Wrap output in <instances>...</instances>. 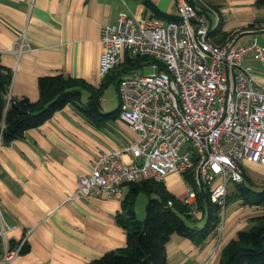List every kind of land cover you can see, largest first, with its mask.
<instances>
[{
  "label": "crops",
  "instance_id": "0c3cea01",
  "mask_svg": "<svg viewBox=\"0 0 264 264\" xmlns=\"http://www.w3.org/2000/svg\"><path fill=\"white\" fill-rule=\"evenodd\" d=\"M151 1L163 12L176 14L175 0ZM203 1L220 16V26L212 33L214 41L233 38L235 45H243L255 39L264 46V30L259 29L264 22V4L257 5L255 0ZM121 10L144 16L143 0H0V62L12 76L9 96L36 101L38 78L59 73L98 87L110 77V72L105 78L98 72L100 27L113 23ZM20 34L30 49L16 54L11 49ZM242 64L264 85V59L247 54ZM114 90L116 97L106 112L119 106L115 85ZM83 93L81 99L86 100ZM102 94L100 110L106 113ZM104 118L96 127L66 105L41 125L28 129L23 138L0 142V264L8 241H18L23 235L28 250L16 252L4 264H84L124 246L125 229L117 223L116 215L123 214L121 200L127 187L122 185L121 199L102 194L74 196L78 174L90 171L99 152L137 138L136 131L119 115ZM124 159L127 161V156ZM162 182L176 197L184 196L181 175L170 173ZM238 217L231 216L226 222L223 242L244 226L245 217ZM215 243L213 237L197 245L172 233L165 247L167 262L217 264Z\"/></svg>",
  "mask_w": 264,
  "mask_h": 264
},
{
  "label": "built area",
  "instance_id": "2783aa9c",
  "mask_svg": "<svg viewBox=\"0 0 264 264\" xmlns=\"http://www.w3.org/2000/svg\"><path fill=\"white\" fill-rule=\"evenodd\" d=\"M175 12L177 20L161 21L121 10L113 23L101 24V77L126 54L148 57L116 82L119 117L137 138L99 152L90 171L78 174L74 196L121 199L124 183L188 173L194 188L185 183L181 199L195 213L196 191L204 190L218 205L219 249L228 185L245 181V162L264 167V85L242 64L247 54L263 60L264 46L255 39L243 45L233 38L214 41L220 16L203 0H175ZM22 35L11 49L16 54L30 49ZM144 67L152 71L145 74ZM18 248L6 249L1 263Z\"/></svg>",
  "mask_w": 264,
  "mask_h": 264
},
{
  "label": "trees",
  "instance_id": "16d2710c",
  "mask_svg": "<svg viewBox=\"0 0 264 264\" xmlns=\"http://www.w3.org/2000/svg\"><path fill=\"white\" fill-rule=\"evenodd\" d=\"M187 1L194 3V0ZM255 2L257 5L264 4V0ZM143 5L146 17L161 21L178 19L176 14L160 10L151 0H143ZM147 59L146 56L131 57L126 54L123 62L112 69L110 77L104 79L98 87L83 79L60 73L40 76L37 83L39 97L36 101H30L25 96H10L7 100L12 76L9 69L0 62V142L8 144L23 138L28 129L41 125L56 110L66 105L75 108L94 126H101L104 117L119 115V106L111 112L102 113L100 110V97L105 86L109 82H114L116 86L119 75L138 67ZM83 91L87 93L86 100L81 99ZM183 177L186 184L194 188L191 175L186 173ZM247 181L245 174L244 182L228 185L226 205L235 202L240 208L254 206L256 212L246 216L244 226L222 241L217 264H264V185L256 192V199L251 200L253 190L248 187ZM124 185L127 191L121 200L123 214L116 215L117 223L125 229L124 246L106 251L84 264H168L165 247L172 233L188 238L197 245L215 238L221 216L218 205L210 202L208 192L196 191L197 209L193 213L188 204L166 189L163 182L148 179ZM140 189L147 193L143 221L136 218L133 209V195ZM199 214H206L202 225L195 223ZM18 245L17 252L28 250L25 235L18 241L10 239L7 249L12 250Z\"/></svg>",
  "mask_w": 264,
  "mask_h": 264
},
{
  "label": "rangeland",
  "instance_id": "374dc122",
  "mask_svg": "<svg viewBox=\"0 0 264 264\" xmlns=\"http://www.w3.org/2000/svg\"><path fill=\"white\" fill-rule=\"evenodd\" d=\"M151 71L152 69L150 67H144L143 69V73L145 74L150 73ZM83 97L84 98L87 97L86 93L85 95L83 93ZM115 97H116V92L114 90V85L113 83H109L108 86L104 89L103 94H102L101 104L103 105L102 108L105 109L104 112H106L107 110H110V109H107L108 103L113 101ZM244 168H245L246 177L248 178L247 185L250 189L252 188L253 190L251 193L250 199L254 200L257 197L256 192H258L264 185V167L257 163L245 162ZM181 178L183 179V182L186 183V180L183 177V175L181 176ZM146 202H147V193L145 192V190L140 189L138 193L133 195V209L135 212V216L137 219L141 221H143L144 216H145ZM237 204L238 203L232 202L226 205L224 226L231 216L236 217V219H239L240 217H238V215H242L246 217L250 215L251 213L256 212V208L254 206L246 205L240 208ZM205 215L203 216L199 214L198 220H196L195 223L202 225L205 220Z\"/></svg>",
  "mask_w": 264,
  "mask_h": 264
}]
</instances>
